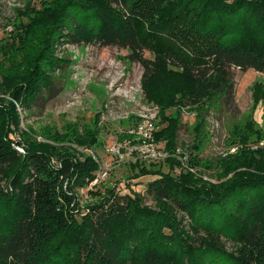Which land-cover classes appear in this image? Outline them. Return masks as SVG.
I'll return each mask as SVG.
<instances>
[{"label":"trees","instance_id":"trees-1","mask_svg":"<svg viewBox=\"0 0 264 264\" xmlns=\"http://www.w3.org/2000/svg\"><path fill=\"white\" fill-rule=\"evenodd\" d=\"M23 16L26 23L0 41L6 56L0 93L12 100L0 107V169L11 174L10 187L0 189V264H264V135L253 114L241 126H227L224 156L216 162L199 156L209 139L207 116L238 115L231 70L264 74V0H49ZM64 43L125 49L141 65L145 99L159 110L155 141L168 157L148 167L140 159L128 164L138 171L135 178L155 177L147 186L154 208L136 193L113 189L76 212L72 188L95 179L94 157L74 158L71 149L59 153L55 166L51 158L60 147L33 142L21 154L12 145L14 104L28 108L53 85L43 66H61L53 53ZM253 88L254 109L264 86ZM183 111L196 124L181 150ZM72 128L68 140L76 146L98 144L97 130ZM185 155L187 169L178 160Z\"/></svg>","mask_w":264,"mask_h":264},{"label":"rangeland","instance_id":"rangeland-1","mask_svg":"<svg viewBox=\"0 0 264 264\" xmlns=\"http://www.w3.org/2000/svg\"><path fill=\"white\" fill-rule=\"evenodd\" d=\"M49 0H0V41L11 37L16 33L15 27L25 24L23 14L30 15L33 10L40 11L45 8ZM11 43L14 42L11 38ZM54 57L61 60V66L51 70L47 65L43 66L52 79L49 89L41 90L38 99L30 107L25 108L20 104H14L17 113L18 124L10 134L12 145H19L23 153L29 143L50 144L61 149L55 150V156L51 158L52 164L59 166L60 154L72 150L74 158L79 159L82 152L92 155L99 166L110 165L109 176L97 183L93 189L75 187L72 188L74 202L80 212L85 206L101 199L105 192L113 190L121 195L136 193L144 199L145 205L154 208L155 204L147 193V186L155 179L152 176L135 178L138 171L132 170L126 161L117 163L111 153L114 147L126 148L124 143L135 140L126 139L128 130L139 124L143 113L153 110V103L145 99L141 81L143 69L137 62L131 61L128 51L117 47L100 48L92 44L64 43L55 47ZM146 59L152 60L148 52H144ZM6 57V56H5ZM0 54V60L5 58ZM9 57V55H8ZM231 76L235 84L234 102L238 115L231 113H213L207 116L208 141L203 146L200 158L205 161L216 162L224 156L230 148L226 145L228 133L227 126L240 125L245 118H253L256 127L264 135V95L260 104L254 109L253 94L256 90L253 86L260 83L264 86V74L252 69L245 72L233 68ZM263 92V90H262ZM0 107L5 108L7 101H12L8 95L0 93ZM253 110V113H252ZM159 112V110H158ZM171 112V111H169ZM242 116L236 121L235 117ZM157 127L161 125L157 117ZM181 127L178 131L177 142L184 146L191 144V131L196 124L195 116L187 111L180 115ZM79 129L83 133L85 129L98 131L97 145L91 150L83 149L68 140L71 129ZM262 142L260 145H263ZM130 146V145H129ZM64 148V149H63ZM232 151V150H231ZM128 152V149H127ZM60 153V154H59ZM124 154V152H122ZM147 163V162H146ZM144 165V163H143ZM148 167V163L145 164ZM162 172L167 173V165H156ZM172 175L177 176L179 169L175 168ZM205 178L210 179L213 174L205 172ZM10 169H0V189L6 191L10 187ZM184 227L189 226L186 216L177 214ZM222 245L228 251H234V245L220 239Z\"/></svg>","mask_w":264,"mask_h":264},{"label":"built area","instance_id":"built-area-1","mask_svg":"<svg viewBox=\"0 0 264 264\" xmlns=\"http://www.w3.org/2000/svg\"><path fill=\"white\" fill-rule=\"evenodd\" d=\"M151 109L153 110L152 113H143L141 115L139 124L127 131L129 135L135 137L138 139V141L135 144H132L130 141L125 142L124 146H128L126 151L124 150V147L120 146L114 147V149L111 150L114 160L117 163H122L124 161L127 163L134 162L136 159L144 160L146 162L158 163L164 161V159L168 157V154L164 148L158 145L155 141V133L158 131L156 123L158 109L154 106H151ZM15 149L19 153L23 154V151L19 150V145H17ZM122 152H124V154ZM179 152L180 151L177 150L176 156L179 154ZM178 160L181 161L182 166L187 169V155L184 157L178 156ZM95 161L97 162L96 159ZM109 171L110 165L99 166V170L95 176V179L89 185L90 188L94 187L100 181L105 180L109 176ZM190 171L193 170L190 169Z\"/></svg>","mask_w":264,"mask_h":264}]
</instances>
